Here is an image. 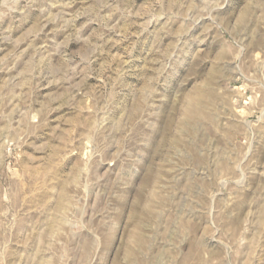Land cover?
Listing matches in <instances>:
<instances>
[{"label": "rangeland", "instance_id": "374dc122", "mask_svg": "<svg viewBox=\"0 0 264 264\" xmlns=\"http://www.w3.org/2000/svg\"><path fill=\"white\" fill-rule=\"evenodd\" d=\"M0 264H264V0H0Z\"/></svg>", "mask_w": 264, "mask_h": 264}]
</instances>
